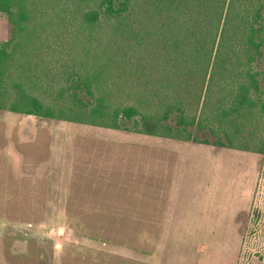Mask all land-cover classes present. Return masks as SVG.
<instances>
[{
    "label": "rangeland",
    "instance_id": "rangeland-1",
    "mask_svg": "<svg viewBox=\"0 0 264 264\" xmlns=\"http://www.w3.org/2000/svg\"><path fill=\"white\" fill-rule=\"evenodd\" d=\"M102 2L28 0L22 31L0 12L13 79L46 104L87 84L115 106L173 108L172 126L181 107L210 144L0 108V264H264V118L220 116L237 76L196 58L191 15L89 17ZM213 131L251 148L217 146Z\"/></svg>",
    "mask_w": 264,
    "mask_h": 264
},
{
    "label": "trees",
    "instance_id": "trees-1",
    "mask_svg": "<svg viewBox=\"0 0 264 264\" xmlns=\"http://www.w3.org/2000/svg\"><path fill=\"white\" fill-rule=\"evenodd\" d=\"M257 1L259 5L256 8ZM260 2L261 0H103L101 8L105 10L90 12L89 17L98 19L102 14L105 17L123 19L131 12L136 13L138 17H144L145 13L151 12L156 17L164 18L162 24L163 27H167L174 25L180 17L191 15L198 25L196 26L198 28L196 58H204L205 55L209 63L214 58V74L237 76L236 86L230 96V105L225 107L226 105L222 103L219 105V110L221 117L229 118L234 126L239 127L235 120L244 115L251 117L255 110H258L264 118V96H262L264 72L254 68V63L261 59L264 48L262 15L264 4ZM28 8V0H0V12L6 14L19 31L24 29V22L29 18ZM140 23L139 20L138 24ZM238 43L245 46V53L248 55L243 67L241 65L242 68L240 64L243 59L238 58L236 48L233 47ZM230 53L235 54L238 59L237 67H228L231 61ZM11 59L8 45L0 44V100H3L0 101V108L2 109L16 114L210 144L208 140L199 141L194 137L189 128L203 124L198 123L196 117L190 118L181 107L177 108L176 126H172L168 120L173 108H168L159 114L143 108L140 104L115 106L110 104L106 96H95L87 84L85 98L75 93L70 103L46 104L41 98L29 92L24 84L13 79L9 73ZM236 70H239V73ZM252 95L257 97L253 98ZM213 132L217 139L214 144L217 146L240 147L246 150L251 148L245 144L237 145L226 131L227 142L223 141L215 131ZM255 152L264 153V148L255 149Z\"/></svg>",
    "mask_w": 264,
    "mask_h": 264
}]
</instances>
